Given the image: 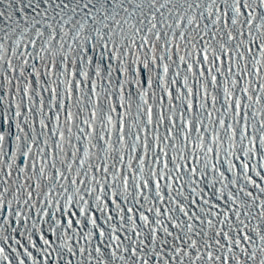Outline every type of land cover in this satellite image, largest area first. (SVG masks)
Here are the masks:
<instances>
[{
    "label": "snow or ice",
    "instance_id": "6c2138e0",
    "mask_svg": "<svg viewBox=\"0 0 264 264\" xmlns=\"http://www.w3.org/2000/svg\"><path fill=\"white\" fill-rule=\"evenodd\" d=\"M0 264H264V0H0Z\"/></svg>",
    "mask_w": 264,
    "mask_h": 264
}]
</instances>
